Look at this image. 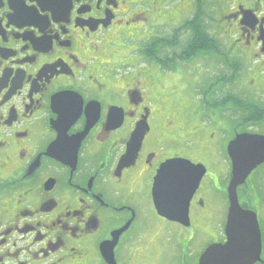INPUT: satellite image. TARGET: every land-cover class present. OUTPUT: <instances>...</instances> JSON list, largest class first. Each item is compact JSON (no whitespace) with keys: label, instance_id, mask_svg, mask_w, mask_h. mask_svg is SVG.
Here are the masks:
<instances>
[{"label":"flooded vegetation","instance_id":"af4514ba","mask_svg":"<svg viewBox=\"0 0 264 264\" xmlns=\"http://www.w3.org/2000/svg\"><path fill=\"white\" fill-rule=\"evenodd\" d=\"M239 136L264 264V0H0V264H198ZM182 159L188 226L153 195Z\"/></svg>","mask_w":264,"mask_h":264},{"label":"water","instance_id":"95a60500","mask_svg":"<svg viewBox=\"0 0 264 264\" xmlns=\"http://www.w3.org/2000/svg\"><path fill=\"white\" fill-rule=\"evenodd\" d=\"M248 140H252L249 138ZM246 141L242 136L237 137L228 147L232 163V175L227 188L229 209L225 234L227 241L223 245H212L199 258L198 264H251L257 259L260 251V237L257 223L253 214L242 211L238 205L236 188L246 179L251 168L246 162L255 164L258 158L250 155L242 157L241 145ZM251 141L250 143H253ZM135 141H132V146ZM129 157V156H128ZM259 157L258 161H262ZM174 172L177 180L167 183L165 175ZM205 170L200 165H193L186 160L168 161L157 172L153 183L155 210L161 217L188 226L189 200L197 189ZM167 189L168 198L161 197V191ZM180 199L179 203H172ZM178 216L172 217L177 214Z\"/></svg>","mask_w":264,"mask_h":264},{"label":"rangeland","instance_id":"374dc122","mask_svg":"<svg viewBox=\"0 0 264 264\" xmlns=\"http://www.w3.org/2000/svg\"><path fill=\"white\" fill-rule=\"evenodd\" d=\"M221 45H222V44H221ZM219 46H220V44H219ZM223 48H224V47L222 46L221 49H223ZM214 67H215V66H214ZM214 67L211 69V71H219L218 68H216V67L214 68ZM197 73H198V72H196L195 75H196ZM170 225H171V226H174L173 229H174V228H177V226L174 225V224H170ZM200 239H201V238H200ZM164 261H166V259L163 260L162 263H163ZM167 262H168V261H167Z\"/></svg>","mask_w":264,"mask_h":264}]
</instances>
